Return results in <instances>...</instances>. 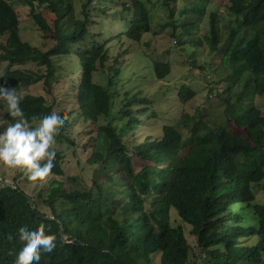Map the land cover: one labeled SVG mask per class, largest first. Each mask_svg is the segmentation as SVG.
<instances>
[{"label": "trees", "instance_id": "1", "mask_svg": "<svg viewBox=\"0 0 264 264\" xmlns=\"http://www.w3.org/2000/svg\"><path fill=\"white\" fill-rule=\"evenodd\" d=\"M19 1L30 6L31 19L53 44L43 52L24 42L14 9L7 0H0V37H6L0 44V62L10 66L0 74V83L7 81L6 86L18 88L42 83L51 94L56 78L54 60L69 56L78 47L81 78L75 100L83 121L96 126L87 163L98 166L105 176L99 182L95 175L92 187L84 191L66 190L62 183L53 181L46 195L31 197L34 204L15 182V188L3 187L0 182V264H13L19 247L17 230L32 223L50 225V231L57 235L56 247L42 253L39 264H262L264 205L257 201L253 187L262 185L264 190V113L256 104L264 97V0L231 1L240 10L230 13L235 20L227 27L229 45L221 69L226 72L231 66L233 72L228 71L209 90L223 109L219 116L198 111L190 117L184 115L175 126L164 127L160 137H147L135 146L124 142L113 126L99 124L101 118L111 115L112 97L93 80L99 68H106L108 51L90 41L81 44L92 32V0H86L82 8L83 19L76 15V0H39L53 12L52 25L37 12L36 0ZM104 1L108 0H98L94 9L101 10ZM114 1L121 2L110 0ZM180 2L190 6H179ZM209 2L163 0L173 23L162 28L172 27L173 38H177L179 27L190 36L197 26L190 17L204 16ZM121 15L127 21V31L112 40L125 36L140 42L143 33L151 32L150 14L142 0H124ZM177 15L183 19L181 26L176 24ZM218 21V15L212 14L207 41L213 52H218L222 42L223 27ZM91 37L95 39L97 34ZM192 44L201 46L202 41ZM125 54L121 51L109 69L116 76ZM28 63L45 71L17 68ZM153 68L160 81L171 73L169 64L154 62ZM196 95L188 86L178 91L182 105ZM47 104L43 97L25 95L21 107L30 118L54 110V105ZM152 105V100L139 94L126 96L120 114L132 128L142 124L133 107H141L137 113L146 114ZM154 116L152 113L150 118ZM63 174L62 158L56 152L47 175ZM235 203L252 209L258 228L244 225L243 215L232 209ZM40 205L51 214L43 213ZM172 209L190 226L194 245L181 226L172 225ZM253 236L258 237L255 246L242 244L243 238Z\"/></svg>", "mask_w": 264, "mask_h": 264}, {"label": "rangeland", "instance_id": "2", "mask_svg": "<svg viewBox=\"0 0 264 264\" xmlns=\"http://www.w3.org/2000/svg\"><path fill=\"white\" fill-rule=\"evenodd\" d=\"M110 2L104 1L99 6L101 10L94 9L98 0H92L89 6L91 12V34L87 35L84 42H92L97 46H105L108 51V61L106 68L94 73L93 80L96 84L106 88L112 97V111L107 118H101L100 125L113 126L121 138L130 146H135L144 142L147 137L158 138L162 135V129L167 126H175L182 116L190 117L196 111L203 114L219 116L222 109L217 98L211 97L210 88L217 85L230 71L224 72L221 69L224 53L229 45L228 25L235 18L230 13L238 12L240 9L234 7L232 0H210L204 16L193 15L190 17L197 26L191 30L190 36H185L179 27L173 38L172 27L162 28V25L173 23L168 17V12L162 6L163 0H142L146 5L150 21L151 32L143 33L140 42L127 39L123 36L120 40H112L113 37L127 31V21L121 15L124 0ZM128 1V0H126ZM243 0H240L242 4ZM7 2L14 9L19 21V33L21 39L31 46L37 47L45 52L53 44L49 36L44 35L30 16V6L22 1L15 0ZM86 0H76L75 11L79 19L84 18L83 6ZM179 6H190V3H179ZM37 12L42 14L52 25L54 14L48 8V4H40L35 1ZM98 6V5H97ZM238 6V5H237ZM217 14L219 25L223 27L222 42L218 52H213L207 41L210 30V17ZM189 19V18H188ZM187 19V20H188ZM188 20V21H190ZM178 26L183 24L178 15L175 16ZM96 22V25H94ZM97 37L91 39V36ZM201 40V46H194L192 42ZM6 37H0V44L5 43ZM176 41L180 44H176ZM75 47L69 56L57 57L54 62L56 66V78L53 83L52 93L48 94L43 84H38L28 88H18L25 95L43 97L47 101V107L54 105V110L69 114L66 116L63 126L59 127L54 136V144L57 153L62 158L64 174L54 177L46 175L43 179L30 181L28 171L21 168H9L0 164V182H14L28 196L37 198L39 193L46 195L48 188L53 181L63 184L66 190H88L92 187L93 179L97 175L99 182H103L104 173L99 172L98 166H90L87 160L91 153L92 144L90 138L94 135L96 126L86 124L79 114L75 100V92L78 89L81 78V67ZM126 51L123 63L120 66L121 72L118 76L109 71L116 56L121 51ZM76 51V52H75ZM164 63L171 66V73L164 80H158L155 76L153 63ZM17 68L34 72H44L45 68L34 63H28ZM10 69L8 63L0 62V74ZM182 86H188L194 90L196 97L185 105H182L178 98V91ZM223 86L218 85V90L223 91ZM139 94L152 100L153 105L146 114H138L141 107L134 106L135 115L142 121L139 126L129 127L127 119L121 114V110L126 103V96ZM257 106L264 113V97L256 100ZM152 113L154 117L150 116ZM5 114L0 118L5 119ZM235 133H238L237 131ZM138 165V163H136ZM97 173V174H96ZM257 201L264 205V190L261 185H254ZM233 210L239 212L244 217L246 227L258 228V219L251 208L244 203H235ZM43 213L50 215L48 208L40 205ZM171 223L174 226H181L190 244H195V239L190 235V226L183 223L177 216L175 210L170 212ZM242 244L253 247L258 243V237H248L241 240ZM158 260V258H156ZM264 264V254L262 255ZM244 264V263H241ZM249 264V263H248Z\"/></svg>", "mask_w": 264, "mask_h": 264}, {"label": "clouds", "instance_id": "3", "mask_svg": "<svg viewBox=\"0 0 264 264\" xmlns=\"http://www.w3.org/2000/svg\"><path fill=\"white\" fill-rule=\"evenodd\" d=\"M0 83V164L28 171V179H43L52 168L57 148L54 136L63 126L64 113L52 110L40 116L26 117L21 102L23 93L17 87ZM10 121V122H9ZM43 162V163H41ZM13 264H39L42 253L56 247L57 235L44 223L25 224L18 228Z\"/></svg>", "mask_w": 264, "mask_h": 264}, {"label": "water", "instance_id": "4", "mask_svg": "<svg viewBox=\"0 0 264 264\" xmlns=\"http://www.w3.org/2000/svg\"><path fill=\"white\" fill-rule=\"evenodd\" d=\"M6 186H11V187H14L15 188L14 184H11V183H5V184H3V187H6ZM27 199H28V202L30 204H34V201H33V199L31 197L27 196ZM48 219L53 220V218H51V217H49ZM60 226H61V230L63 231L64 230V225L62 224V222H60Z\"/></svg>", "mask_w": 264, "mask_h": 264}]
</instances>
